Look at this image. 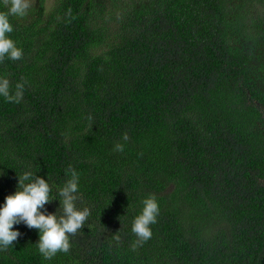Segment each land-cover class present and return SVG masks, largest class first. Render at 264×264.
<instances>
[{"label": "trees", "instance_id": "trees-1", "mask_svg": "<svg viewBox=\"0 0 264 264\" xmlns=\"http://www.w3.org/2000/svg\"><path fill=\"white\" fill-rule=\"evenodd\" d=\"M46 2L9 18L23 57L0 77L26 83L19 104L0 96V207L30 171L60 215L71 166L90 216L50 260L14 225L0 264H264V0Z\"/></svg>", "mask_w": 264, "mask_h": 264}, {"label": "clouds", "instance_id": "clouds-1", "mask_svg": "<svg viewBox=\"0 0 264 264\" xmlns=\"http://www.w3.org/2000/svg\"><path fill=\"white\" fill-rule=\"evenodd\" d=\"M7 11H0V62L5 58L18 61L23 57L22 49L9 38L13 32L10 17H24L32 7V0H2ZM72 10L69 8L66 15L71 18ZM25 82H18L15 88L10 87L7 78L0 77V96L7 102L19 104L24 96ZM91 121L92 117L88 116ZM127 142V132L122 135ZM114 151L123 152L124 145L117 142ZM70 176L64 185L58 190L61 214L47 213L44 206L53 199L50 198L51 187L49 183L32 172H24L18 175V186L14 194L6 196L5 203L0 207V250H7L17 241L21 235L13 230V226L23 223L29 229L39 230V240L36 244L38 252L45 260H50L57 253L70 251V236H75L84 226L90 216V210L85 207L82 210L76 206L78 196L79 174L71 166L66 170ZM142 210L134 217L131 224V232L136 237L132 243V249L142 246L152 237L151 225L157 222L160 208L157 198L150 194L142 201ZM119 242V235L113 237Z\"/></svg>", "mask_w": 264, "mask_h": 264}, {"label": "rangeland", "instance_id": "rangeland-1", "mask_svg": "<svg viewBox=\"0 0 264 264\" xmlns=\"http://www.w3.org/2000/svg\"><path fill=\"white\" fill-rule=\"evenodd\" d=\"M54 0H47V6L49 7V6H51L52 5V2H53Z\"/></svg>", "mask_w": 264, "mask_h": 264}]
</instances>
